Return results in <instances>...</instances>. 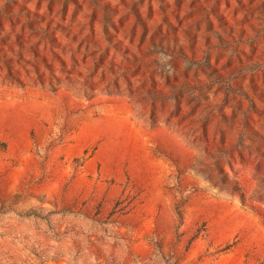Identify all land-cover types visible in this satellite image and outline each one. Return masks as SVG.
<instances>
[{"label": "rangeland", "instance_id": "obj_1", "mask_svg": "<svg viewBox=\"0 0 264 264\" xmlns=\"http://www.w3.org/2000/svg\"><path fill=\"white\" fill-rule=\"evenodd\" d=\"M0 264H264V0H0Z\"/></svg>", "mask_w": 264, "mask_h": 264}]
</instances>
